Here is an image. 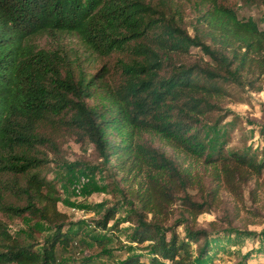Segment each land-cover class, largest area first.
Returning a JSON list of instances; mask_svg holds the SVG:
<instances>
[{
	"label": "trees",
	"instance_id": "trees-1",
	"mask_svg": "<svg viewBox=\"0 0 264 264\" xmlns=\"http://www.w3.org/2000/svg\"><path fill=\"white\" fill-rule=\"evenodd\" d=\"M194 1L203 35L189 34L152 0H0V264H56L57 244L67 246L83 230L89 241L105 243L81 223L63 228L68 221L57 207L59 190L44 170L50 162L45 148L55 149L65 132L87 138L102 157L123 154L121 170H134L132 178L139 179L130 191L138 206L125 220L133 224L128 247L142 251L116 264L204 259L210 233L196 227L198 215L211 209L220 183L236 192L264 171V140L259 148L226 152L221 145L212 151L203 127L236 89H264V27L221 0ZM58 32L76 35L98 56L119 53L114 85L105 72H86L78 57L73 62L59 48L32 40ZM191 46L200 49L198 59L175 60ZM97 92L107 104L89 106L86 97ZM118 121L132 132L159 133L193 153L210 147L206 161H219L222 177L205 197L193 198L192 173L164 152L145 142L111 141L106 129ZM259 133L264 138V125ZM177 200L183 216L169 222ZM24 215L48 223L51 236L38 243L15 235L3 216ZM114 217L109 207L96 226L106 228ZM181 223L183 235L176 228ZM80 264L102 263L86 257Z\"/></svg>",
	"mask_w": 264,
	"mask_h": 264
},
{
	"label": "rangeland",
	"instance_id": "rangeland-1",
	"mask_svg": "<svg viewBox=\"0 0 264 264\" xmlns=\"http://www.w3.org/2000/svg\"><path fill=\"white\" fill-rule=\"evenodd\" d=\"M221 1L233 7L239 17L252 16L264 27V0ZM152 3L166 9L167 16H173L189 34L203 35L198 21L201 10L194 0H152ZM32 40L42 46L59 48L73 62L78 57L86 72H105L104 79L111 86L118 78L117 52L98 56L87 49L76 35L68 32L37 34ZM201 54L198 47L191 46L189 54L174 58L176 61H192ZM86 101L92 107L107 104V100L98 92L86 97ZM220 105L221 108L210 116V122L203 123L211 150L221 145L226 152L247 147L259 148L264 140L259 133L264 125V89H236L233 96L222 98ZM106 132L114 143L125 145L130 142L133 146L140 142L151 144L172 158L179 167L190 171L194 182L188 191L193 198L205 197L202 194L222 177L220 162L206 161L210 147L202 154L193 153L176 148L159 133L147 130L132 132L121 121L108 127ZM56 142L55 149L45 148L50 162L44 172L59 190L57 207L66 213L68 221L63 228L66 229L71 223H81L88 233L103 237L105 241L103 245L89 241L90 235H85L84 230L80 231L67 246L57 244L56 264H80L86 257H92L102 264H116L127 254L142 251L128 247L133 224L125 220V216L132 206H138L130 191L135 189L139 179L132 178L134 170L128 173L121 170L124 155L102 157L91 141L71 132L57 136ZM139 174L143 175L144 170ZM218 189L211 209L197 217L196 227L208 229L210 241L204 259L196 264H264V171L260 176L252 175L241 183L236 192L229 191L223 183ZM109 207L115 208V217L108 220L106 228L96 226V221L103 218ZM182 208L180 200H177L169 222L181 217ZM3 217L9 229L23 239L42 243L53 232V227L48 223L28 215ZM176 228L180 234H184V223Z\"/></svg>",
	"mask_w": 264,
	"mask_h": 264
}]
</instances>
